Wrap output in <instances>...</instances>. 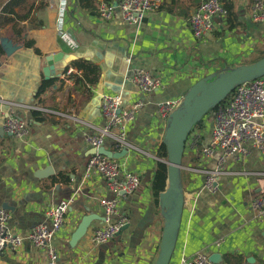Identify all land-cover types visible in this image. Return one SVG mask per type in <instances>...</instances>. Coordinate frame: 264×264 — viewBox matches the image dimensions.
I'll return each mask as SVG.
<instances>
[{"label":"crops","instance_id":"crops-1","mask_svg":"<svg viewBox=\"0 0 264 264\" xmlns=\"http://www.w3.org/2000/svg\"><path fill=\"white\" fill-rule=\"evenodd\" d=\"M101 1L84 0L88 7H83L81 0H66L64 38L56 31L55 0H26L14 14L0 15V21L13 19L0 28V38L19 47L11 56L0 47V124L11 111L27 126L18 138L0 134V207L10 213L8 227L23 236L44 220L47 208L71 198L64 226L53 239L58 264H152L163 219L149 183L155 163L161 161L157 154L166 125L156 104L182 99L199 79L247 64L263 53L264 24L250 22L252 0H227L226 18H216L212 31L197 41L188 19L200 0H162L159 9L136 26L124 24L118 13L102 20L97 13ZM23 40H31L34 47H24ZM57 52L64 53L51 78L57 82L37 100L34 94L43 79L45 57ZM72 59L92 63L97 79L93 74L89 82L82 70L67 68ZM136 68L163 76L164 87L140 93L128 79ZM102 93L119 94L126 106L144 102L129 126L128 146L118 158L124 171L140 176L141 184L121 200L119 211L128 218L125 229L112 241L93 246L90 231L103 223L98 199L110 193L101 177L86 179L83 169L93 152L85 136L96 133L103 122ZM31 111L43 113L46 120H34ZM206 119L191 133L200 138L198 146L187 145L184 152V210L169 264H180L183 257L199 252L218 253L221 263L225 255L235 254L249 264L264 262V225L249 207L253 196L264 197V158L248 146L243 162L228 161L214 193L203 189L204 171L215 163L212 158L202 164L197 155L209 142L212 121ZM88 215L93 220L86 233L70 246L72 234ZM219 239L223 243L216 246ZM0 264H47V257L24 239L15 253L0 256Z\"/></svg>","mask_w":264,"mask_h":264},{"label":"built area","instance_id":"built-area-1","mask_svg":"<svg viewBox=\"0 0 264 264\" xmlns=\"http://www.w3.org/2000/svg\"><path fill=\"white\" fill-rule=\"evenodd\" d=\"M55 1L54 5L58 12L56 31L64 38L62 18L66 0ZM226 1L200 0L188 19L190 33L195 40H202L212 31L216 18L223 20L226 18ZM161 2L162 0L114 2L103 0L98 5L97 13L104 21L111 20L114 14L118 13L124 24L136 26L142 22L145 15L159 9ZM249 20L254 25L264 24V0H252ZM128 79L140 93L145 95L160 91L165 81L163 76H154L143 68L131 70ZM180 103V98L158 102L156 112L166 122L168 115ZM143 106L144 102L140 100L126 106L119 94L102 93L100 95L102 125L96 133L86 135L85 141L95 150L104 148L111 152H119L125 149L128 146L129 126ZM209 117L212 121L209 142L200 146L197 155L202 160V164L215 158L214 166L204 171L202 187L214 193L217 190L218 179L225 171L228 161L243 162L249 154L248 146L255 148L260 157L264 158V76L237 86L227 103L213 109ZM26 127L25 120L11 111L5 114L0 124L4 132L16 138L26 133ZM199 139L198 136L190 134L186 146L197 147ZM83 174L86 179L92 176L101 177L106 190L110 193L98 199V204L103 210V223L93 228L89 234L90 244L100 246L115 239L128 223V218L119 211L121 200L139 189L140 176L134 172L124 171L118 159L109 158L98 152L88 157ZM71 202V198L63 199L47 208L44 220L23 236L8 227L10 213L0 207V256L15 253L22 246L24 239H27L34 248L45 252L47 264H58L59 256L53 245V239L64 226ZM249 207L256 221L264 225V197L253 196ZM221 243L223 239L217 240L216 246ZM180 264L214 263L206 254L199 252L189 258L183 257Z\"/></svg>","mask_w":264,"mask_h":264},{"label":"water","instance_id":"water-1","mask_svg":"<svg viewBox=\"0 0 264 264\" xmlns=\"http://www.w3.org/2000/svg\"><path fill=\"white\" fill-rule=\"evenodd\" d=\"M0 47L6 56H11L19 48L4 37L0 38ZM63 58V52L45 57V66L42 69L44 80H49L56 75L55 65ZM262 76H264V55L253 63L237 65L215 76L201 78L190 86L182 97L180 105L168 115L162 139L166 158L161 160L167 165L166 186L164 191L159 193L157 200L163 225L158 252L152 264H169L176 247L185 199L181 184V172L184 170L182 162L186 141L193 127L203 120L211 109L224 101L237 86ZM0 134L11 136L2 129ZM124 151L123 149L119 153H113L100 148L93 149L92 154L98 152L109 158L118 159ZM92 220L89 215L82 218L72 234L70 246H75L84 236ZM208 259L214 264L221 263V255L218 253L211 254ZM247 261L251 262L252 259Z\"/></svg>","mask_w":264,"mask_h":264},{"label":"trees","instance_id":"trees-1","mask_svg":"<svg viewBox=\"0 0 264 264\" xmlns=\"http://www.w3.org/2000/svg\"><path fill=\"white\" fill-rule=\"evenodd\" d=\"M26 0H0V15L1 14H14V8L21 5L22 3H24ZM84 0H81L80 4L83 5V7H88V5L86 3L83 4ZM105 2H114V1H118V0H104ZM1 19V17H0ZM10 20L13 21V19H6L3 18L2 21H0V28H2V26L6 23H8ZM1 36V35H0ZM23 45L26 48H30V47H34V43L31 40H23ZM34 51L38 54L39 51L37 50V48H34ZM68 67H72V68H76L78 70H82L83 72V76L84 79L86 78L89 82H90V77L91 75H93L96 71L95 67L93 66L92 63L88 62V61H84L81 59H72L68 62L67 64V68ZM66 68V69H67ZM90 75V76H89ZM95 75V74H94ZM89 77V79H88ZM97 79V76L95 75V80ZM57 82L56 79H50V80H43L41 79L40 83L38 84L36 90H35V94L34 97L37 100H40L41 97L50 91V89L52 88V86ZM232 94V93H231ZM231 94H229L224 101H222L218 106H223L227 103V101L229 100V98L231 97ZM216 106V107H218ZM216 107H214L213 109H215ZM211 109L207 115H209V113L213 110ZM31 116L33 117L34 120L38 121V122H44L46 119L43 118V113L38 112V111H31L30 112ZM206 115V116H207ZM39 116H41L42 118H38ZM205 116V117H206ZM203 120H201L200 122H198L192 129L191 133L197 129H201L203 127ZM189 137V136H188ZM158 157L159 158H166V150H165V146L164 144L161 142V144L158 147ZM167 165L163 162V161H157L155 163L154 169L152 171V176H151V180L149 183V188H150V193L151 195L154 197V199L158 200V195L159 193H161L162 191H164L165 186H166V178H167ZM185 171L181 172V184L182 187L184 188L185 186ZM221 264H249L247 262H243V259L241 256L239 255H225L224 257V261ZM256 264H264V262L259 261Z\"/></svg>","mask_w":264,"mask_h":264},{"label":"rangeland","instance_id":"rangeland-1","mask_svg":"<svg viewBox=\"0 0 264 264\" xmlns=\"http://www.w3.org/2000/svg\"><path fill=\"white\" fill-rule=\"evenodd\" d=\"M262 55H264V52L263 53H258L256 56H254L249 62H245V63H247V64H249V63H253V62H255V61H257L259 58H261L262 57ZM208 119H206V120H210L211 121V118L209 117V115H207L206 116ZM205 117V118H206ZM205 120V121H206ZM204 121V122H205Z\"/></svg>","mask_w":264,"mask_h":264}]
</instances>
